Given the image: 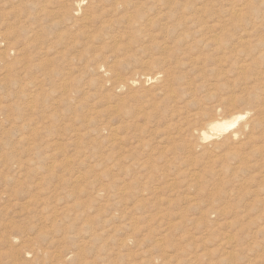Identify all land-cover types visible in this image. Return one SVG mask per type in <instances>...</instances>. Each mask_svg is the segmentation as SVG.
Returning <instances> with one entry per match:
<instances>
[{"label":"rangeland","instance_id":"rangeland-1","mask_svg":"<svg viewBox=\"0 0 264 264\" xmlns=\"http://www.w3.org/2000/svg\"><path fill=\"white\" fill-rule=\"evenodd\" d=\"M263 219L264 0H0V264H264Z\"/></svg>","mask_w":264,"mask_h":264},{"label":"bare ground","instance_id":"bare-ground-1","mask_svg":"<svg viewBox=\"0 0 264 264\" xmlns=\"http://www.w3.org/2000/svg\"><path fill=\"white\" fill-rule=\"evenodd\" d=\"M146 1V0H145ZM144 2V1H143ZM212 3V2H211ZM217 3V2H216ZM204 4V3H203ZM209 5V3L207 5H204V6H201V5H198L199 7L197 8V11L195 14H198L199 12L201 13L203 9H205L207 6ZM209 10H204L205 13H207V18H211L212 17V13L209 14L208 13ZM166 12V11H165ZM235 14V13H234ZM236 15V14H235ZM194 22V21H193ZM257 24V23H256ZM202 26H200V29L199 31H203L204 33H209V32H212L213 29L216 27V25H208V20L206 22H202L201 23ZM259 25V24H258ZM148 26L149 25H145L144 26V29L146 32H148ZM215 30V29H214ZM215 32V31H214ZM219 32V31H218ZM216 37V36H214ZM213 39V37H211ZM209 39V38H208ZM211 39V40H212ZM205 43H210V40H206L204 41ZM204 43V44H205ZM216 43V42H214ZM222 57V56H221ZM203 61V60H202ZM201 62V61H199ZM220 62V61H219ZM220 116V115H219ZM241 118V117H240ZM235 125V122H232V123H229V122H222V123H217L215 126H214V129L215 130H218V131H228L230 128H232L233 126ZM264 220V219H263ZM23 245V244H22Z\"/></svg>","mask_w":264,"mask_h":264}]
</instances>
